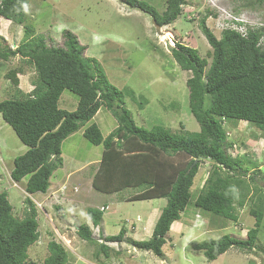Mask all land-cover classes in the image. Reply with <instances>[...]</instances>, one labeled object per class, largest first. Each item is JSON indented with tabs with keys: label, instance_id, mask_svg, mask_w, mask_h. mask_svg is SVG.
Instances as JSON below:
<instances>
[{
	"label": "rangeland",
	"instance_id": "rangeland-1",
	"mask_svg": "<svg viewBox=\"0 0 264 264\" xmlns=\"http://www.w3.org/2000/svg\"><path fill=\"white\" fill-rule=\"evenodd\" d=\"M163 13L166 0H142ZM182 12L168 26L157 28L151 17L131 9L120 0H28L25 24L32 27L33 37H43L46 45H60L61 33L69 30L86 46L84 56L95 59L103 68L109 82L120 91L131 90L133 100L123 93L125 107L135 124L145 129L163 126L173 133L198 132L200 127L188 108L186 81L190 73L180 70L171 57L177 43L192 47L209 65L212 50L199 29V20L205 18L206 27L220 38L222 26L233 13L238 18L258 24L264 32V2L256 0H184ZM0 36L11 48L22 39V26L1 22ZM259 45L264 47V35ZM15 47V48H16ZM208 66L206 67V69ZM11 69H20L17 75L20 92L31 93L36 75L33 67L19 55L8 62H0V101L9 99L18 90L4 78ZM125 92V91H124ZM129 97V98H128ZM78 97L65 90L58 107L74 111ZM210 102L207 96L206 105ZM86 124L95 123L106 137L117 126L115 118L105 108ZM84 126L62 142V167L50 178L45 194L24 192L25 177L13 183L9 173L13 159L23 154V146L12 129L0 116V192H7L13 214L23 218L29 199L37 212L39 240L29 247L25 264H42L47 256V243L55 241L67 253L66 264H264V130L259 131L244 121L224 122L228 146L225 152L246 170L244 176L219 170L222 178L230 177L238 199L234 202L237 220L201 212L194 206L200 189L214 164L206 159L199 166L190 189V204L171 225L165 237L161 256L137 250L127 239L148 240L166 199L130 201L146 189L147 184L125 188L113 193L93 189V181L102 154V146H94L83 137ZM240 180V184L234 181ZM88 208L102 212L99 226L87 218ZM251 210L262 213L261 226L251 251L230 248L214 261H207L195 245L231 235L245 239L254 228ZM87 225L92 242L80 239L76 230ZM125 230L122 242L106 243L104 237ZM100 239V240H99ZM107 246L104 257L100 246Z\"/></svg>",
	"mask_w": 264,
	"mask_h": 264
},
{
	"label": "trees",
	"instance_id": "trees-1",
	"mask_svg": "<svg viewBox=\"0 0 264 264\" xmlns=\"http://www.w3.org/2000/svg\"><path fill=\"white\" fill-rule=\"evenodd\" d=\"M45 1V0H42ZM131 9L151 17L152 24L165 27L173 24L182 12L184 0H166L163 13L142 0H120ZM264 0H256L261 4ZM28 0H0V17L16 26H22L23 36L12 49L0 36V62L19 57L35 71L31 93L20 92L18 74L11 69L4 74L18 94L0 101V116L14 132L26 151L13 159L9 177L13 183L27 181L24 192L45 194L53 173L62 167L61 145L69 136L86 126L101 107L115 118L117 126L104 137L95 123L83 130V137L94 146H102L100 164L93 181L97 192L113 193L125 188L147 184L142 194L130 201L166 199L165 206L154 224L148 240L127 239L137 250L161 256L165 237L171 225L180 220L181 213L190 204V189L201 163L208 159L214 166L194 200L201 212L236 221L234 202L240 207L230 177L222 178L219 170L244 176L246 170L225 152L227 135L224 122L244 121L255 129L264 130V47L259 45L263 28L256 27L244 36L236 31L222 30L216 38L206 27L205 18L199 20V29L210 46L211 61L201 58L196 49L177 43L171 57L180 70L191 75L186 81L188 108L198 123V132L173 133L163 126L145 129L135 124L125 107L123 93L133 100L131 90L120 91L106 77L95 59L84 56L86 46L69 30L61 33L60 45H46L43 37H33V28L26 25ZM208 68L206 69V67ZM68 90L78 97L74 111L58 107L61 94ZM125 91V92H124ZM207 96L210 102L206 105ZM128 97V98H129ZM235 184L240 180L234 181ZM23 218L13 214L7 192H0V264H25L28 249L39 240L37 212L29 199ZM94 227L99 226L102 212L95 208L86 211ZM254 228L245 239L225 235L208 239L195 249L202 251L207 261L216 260L230 248L251 251L255 246L262 213L251 210ZM77 236L92 242L90 228L83 224ZM125 230L104 237L106 243H120ZM100 249L107 257V246ZM67 253L51 240L42 264H66Z\"/></svg>",
	"mask_w": 264,
	"mask_h": 264
},
{
	"label": "built area",
	"instance_id": "built-area-1",
	"mask_svg": "<svg viewBox=\"0 0 264 264\" xmlns=\"http://www.w3.org/2000/svg\"><path fill=\"white\" fill-rule=\"evenodd\" d=\"M232 20H237V19L234 18L232 14H228V17L222 26V30H227V29L234 30L237 31L242 36H244L246 34V29L244 27L237 26Z\"/></svg>",
	"mask_w": 264,
	"mask_h": 264
},
{
	"label": "clouds",
	"instance_id": "clouds-1",
	"mask_svg": "<svg viewBox=\"0 0 264 264\" xmlns=\"http://www.w3.org/2000/svg\"><path fill=\"white\" fill-rule=\"evenodd\" d=\"M230 14H232L233 16H234V18H236L237 20H232L237 26H241V27H244L245 29H246V32L248 31V30H252V29H254V28H256V27H261L260 25H258V24H252L250 21H248V20H246V17L245 16H243V20L241 19V18H238V16H235L233 13H230ZM4 20H6V19H4ZM10 22V21H9ZM11 23V22H10ZM231 31H234V30H231ZM237 32V31H236ZM16 47V46H15ZM15 47L14 48H12V49H15ZM18 75H21V74H18ZM175 223V222H174ZM173 223V224H174Z\"/></svg>",
	"mask_w": 264,
	"mask_h": 264
},
{
	"label": "crops",
	"instance_id": "crops-1",
	"mask_svg": "<svg viewBox=\"0 0 264 264\" xmlns=\"http://www.w3.org/2000/svg\"><path fill=\"white\" fill-rule=\"evenodd\" d=\"M1 22H4V23H6V24H8V25L10 24V22H9L8 20H4V18H1V17H0V27H1ZM0 31H1V28H0ZM19 88H20V87H19ZM98 112H99V111H98ZM98 112H97V113H98ZM97 113H96V114H97ZM87 126H88V125H87Z\"/></svg>",
	"mask_w": 264,
	"mask_h": 264
},
{
	"label": "bare ground",
	"instance_id": "bare-ground-1",
	"mask_svg": "<svg viewBox=\"0 0 264 264\" xmlns=\"http://www.w3.org/2000/svg\"><path fill=\"white\" fill-rule=\"evenodd\" d=\"M100 240V239H99ZM105 240V239H104Z\"/></svg>",
	"mask_w": 264,
	"mask_h": 264
}]
</instances>
